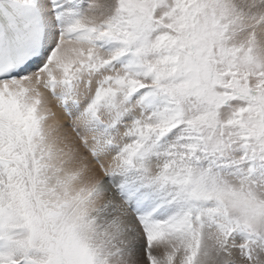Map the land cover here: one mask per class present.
Listing matches in <instances>:
<instances>
[{
	"label": "snow or ice",
	"instance_id": "6c2138e0",
	"mask_svg": "<svg viewBox=\"0 0 264 264\" xmlns=\"http://www.w3.org/2000/svg\"><path fill=\"white\" fill-rule=\"evenodd\" d=\"M0 264H264V0H0Z\"/></svg>",
	"mask_w": 264,
	"mask_h": 264
}]
</instances>
